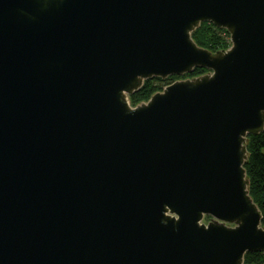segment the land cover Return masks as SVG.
I'll use <instances>...</instances> for the list:
<instances>
[{"label": "water", "instance_id": "1", "mask_svg": "<svg viewBox=\"0 0 264 264\" xmlns=\"http://www.w3.org/2000/svg\"><path fill=\"white\" fill-rule=\"evenodd\" d=\"M263 129L264 0H0V264H243Z\"/></svg>", "mask_w": 264, "mask_h": 264}, {"label": "trees", "instance_id": "2", "mask_svg": "<svg viewBox=\"0 0 264 264\" xmlns=\"http://www.w3.org/2000/svg\"><path fill=\"white\" fill-rule=\"evenodd\" d=\"M229 34L225 29L217 28L209 22H202L198 28L192 32V38L198 46L207 48L211 51L227 48L230 44ZM207 69L196 67L191 73L181 76L172 75L171 78L191 77L206 72ZM162 79L159 77H152L146 79L143 85L129 96L132 105L140 101L147 100L154 92L162 87L157 84L161 83ZM246 149L249 156L246 159L244 167L247 177L249 178V193L262 213L261 224L264 226V129L255 136L249 134L246 141ZM264 262V252H246L244 254L243 264H262Z\"/></svg>", "mask_w": 264, "mask_h": 264}, {"label": "rangeland", "instance_id": "3", "mask_svg": "<svg viewBox=\"0 0 264 264\" xmlns=\"http://www.w3.org/2000/svg\"><path fill=\"white\" fill-rule=\"evenodd\" d=\"M228 38H229V36H228ZM229 41H230V40H229ZM171 76H172V75H170V76H168V77L162 79V82L159 83V84H157L158 87L160 86V87L163 88V87H165L166 85L168 86V84L172 83V82L175 81V80L186 78L185 76H184V77H178V78H171ZM179 76H181V75H179ZM159 90H160V89H159ZM159 90H158V91H159ZM207 217H208V216H206V217L204 218V220H206Z\"/></svg>", "mask_w": 264, "mask_h": 264}, {"label": "flooded vegetation", "instance_id": "4", "mask_svg": "<svg viewBox=\"0 0 264 264\" xmlns=\"http://www.w3.org/2000/svg\"><path fill=\"white\" fill-rule=\"evenodd\" d=\"M208 219H209V217L206 218V220H208Z\"/></svg>", "mask_w": 264, "mask_h": 264}]
</instances>
